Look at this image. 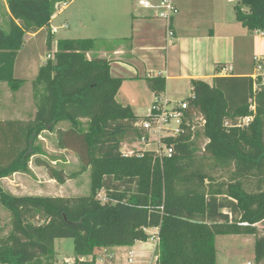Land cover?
<instances>
[{
	"label": "trees",
	"instance_id": "obj_1",
	"mask_svg": "<svg viewBox=\"0 0 264 264\" xmlns=\"http://www.w3.org/2000/svg\"><path fill=\"white\" fill-rule=\"evenodd\" d=\"M65 0H7L10 29L0 27V83L17 92L25 80L14 77L25 37L48 32L49 58L32 82L36 112L29 122L0 121V182L28 173L38 144L55 132L59 149L76 154L80 169L70 175L43 164L62 184L90 171L88 196H14L0 184V204L11 215V231L0 239V264H57L55 241L73 239L74 259L105 249L147 242L146 229H159L156 264H217L218 236L256 234L264 223V85L252 77H216L210 85L192 81L188 114L205 120L206 152L232 165L229 181H215L195 167L196 145L190 130L174 140L175 155L160 161L152 152L126 157L125 135L138 136L130 106L117 101L123 79L113 77L111 62L89 59L93 39H60L52 53L50 23ZM244 8H248L245 11ZM237 20L264 32V0H240ZM155 97L166 89L162 76L146 79ZM252 107L255 109L252 110ZM252 117L239 127V121ZM66 123L68 129H58ZM256 181V191L246 182ZM105 194L106 201L99 195ZM247 224V226H244ZM255 263H264V235L255 240Z\"/></svg>",
	"mask_w": 264,
	"mask_h": 264
},
{
	"label": "crops",
	"instance_id": "obj_2",
	"mask_svg": "<svg viewBox=\"0 0 264 264\" xmlns=\"http://www.w3.org/2000/svg\"><path fill=\"white\" fill-rule=\"evenodd\" d=\"M78 1L65 0L53 16L50 28L54 38L58 31H71L70 19L57 22L70 6L76 4L72 15L78 21V30L74 31H85L86 34L71 39L95 41V47L87 57L111 62L112 76L123 79L117 101L130 106L138 117L147 115L156 98L147 85L146 79L149 77H164L166 89L162 95L171 101L182 102L189 99H185L188 93L192 95V81H204L212 85L218 76L253 78L257 66L264 62V32L251 31L237 20L235 7L238 0H173L178 9L171 24L173 38L168 37L169 27L160 16L162 11L144 8L140 4L142 0H85L81 7L86 8L87 12L82 10ZM148 1L157 3V0ZM244 10L248 11V8ZM4 11L10 16L7 1ZM42 31L47 29L39 32ZM65 124H60L58 129H63ZM45 133L55 136V132ZM40 139L47 141L43 134ZM55 152L59 155L46 157V162L67 175L69 165L78 162V159L68 150L56 149ZM43 164L47 163L37 159L34 168L30 167L37 179L36 193H19L16 183L26 178L20 173L3 179L2 182L7 183L2 187L14 196L67 197L66 188L74 183V179L66 178L60 184L47 173ZM85 174H90V171ZM14 183L16 185H11ZM148 232L157 234L159 229L151 228ZM57 242L55 251L58 261L74 258V255L60 257ZM141 243L144 242L132 247L102 250L95 260L103 259L105 251L113 254L121 250L133 251L136 256L135 248ZM85 259L91 261L94 258Z\"/></svg>",
	"mask_w": 264,
	"mask_h": 264
},
{
	"label": "rangeland",
	"instance_id": "obj_3",
	"mask_svg": "<svg viewBox=\"0 0 264 264\" xmlns=\"http://www.w3.org/2000/svg\"><path fill=\"white\" fill-rule=\"evenodd\" d=\"M7 0H0V27L9 32L11 16L6 15L4 11L5 2ZM85 0H79V6L81 7ZM240 0H238L239 2ZM81 3V4H80ZM63 5V4H62ZM61 5V6H62ZM61 6L59 9H61ZM77 5L70 6L69 10L65 12L58 20L59 23L61 20L68 18L71 21V31H58V34L54 38L52 53L55 51L56 42L60 39H71V38H81L84 36L85 31H74L78 30V21L75 19L73 11L76 10ZM82 8V7H81ZM83 11H86V8H82ZM87 38V37H86ZM48 32L42 31L34 36L27 35L25 37V44L23 49L19 52L14 69V77L16 79L25 80L26 82L23 86L17 91H12L6 83H0V121L7 120H16L29 122L33 120L36 112V101L34 98V91L32 82L38 76L39 70L42 64L49 58V50L47 45ZM264 71V62L262 63ZM262 73V72H261ZM257 77L262 79L264 85V74L260 75L257 72ZM192 97L191 93H188L185 96V99ZM252 121V120H251ZM250 122L246 120L239 121V127L244 128L248 126ZM204 122L201 120H195L193 122V128L191 132V139L196 145V150L194 152V164L195 167L200 169L203 173L209 175L215 181H229L234 173V167L232 165H223L218 163L213 157H211L206 152V146L209 143V140L204 136ZM69 125L65 124L63 130L68 129ZM43 137L47 140L46 142L39 139L38 144L43 149V154L41 156H36L32 158L30 167L35 166L36 160L46 162V157L51 158L55 157L57 154L56 149L58 148L57 136H50L49 134H44ZM137 136L133 131L125 135L122 143V148L127 150H135L134 146ZM71 154L77 158L76 154L72 151ZM78 159V158H77ZM50 165V164H49ZM59 169V168H58ZM80 163L79 160L76 163L69 165L67 170V175H70L74 172L79 171ZM47 171V169L45 168ZM48 173V172H47ZM23 177H26L23 180H18L19 193L20 194H34L36 193V184L37 179L35 178L34 173L29 171L28 173H20ZM26 175V176H25ZM13 176V175H12ZM10 176V177H12ZM12 181H14L12 179ZM7 182H0L1 186ZM11 184V185H16ZM91 178L90 174H81L74 178V183L71 186L67 187V197H78V196H88L90 194ZM2 187V188H3ZM15 187V186H14ZM246 187L249 191H256V181L250 179L246 182ZM4 189V188H3ZM247 226V224H244ZM256 229V234H241V235H227V236H218L216 238V248H217V264H246L251 262L255 263V243L256 238L264 235V223H259L254 226ZM11 215L8 210L0 204V239L6 238L11 231ZM154 241L149 239L146 243L138 244L135 248L136 250V261L138 264H148L150 257L152 255V247ZM74 241L73 239H61L57 242V249L59 256L72 257L74 253ZM116 253V252H115ZM126 250L117 251V259L111 260L108 258V255L112 252L103 253L102 257L105 261V264H124ZM156 251V255H157ZM73 259V257H72ZM264 264V263H263Z\"/></svg>",
	"mask_w": 264,
	"mask_h": 264
},
{
	"label": "built area",
	"instance_id": "obj_4",
	"mask_svg": "<svg viewBox=\"0 0 264 264\" xmlns=\"http://www.w3.org/2000/svg\"><path fill=\"white\" fill-rule=\"evenodd\" d=\"M140 4L144 8H155L162 11L160 16L165 19L169 27L167 33L168 37L173 38L174 32L171 29V24L174 16L178 13V9L173 0H157V3H152L148 0H142ZM256 70L260 75L264 74L262 64L258 65ZM257 76L259 75L256 73L253 79H258L259 77ZM254 109L255 108L252 107V110ZM188 110L189 106L187 101L174 102L163 95L156 97L152 102L147 115L142 117V119L136 124L138 136L134 146L138 147H135V150H127V147L122 149L123 155L126 157H131L134 155H143L144 152H152L155 154L156 158L160 159V161L172 159L176 152L173 141L179 138L181 135H184L189 130L192 132L193 122L196 119L201 120L205 124L203 117L189 115ZM252 119V117H249L245 118L244 120L250 122ZM99 199L101 201H106L105 194L101 193L99 195ZM145 231L150 236L149 239L154 241L152 255L148 264H156L158 259V253L156 255V251L158 252L160 240L159 233H149L148 229ZM126 252L127 253L124 255V264H138L135 253L133 251ZM105 253H108V251H105ZM117 257L119 256H117L116 253L108 255V258L111 260H115ZM102 261L103 259L99 261H88L85 258H79L78 260L73 258L58 261L57 264H105V261ZM246 264L253 263L248 262Z\"/></svg>",
	"mask_w": 264,
	"mask_h": 264
}]
</instances>
